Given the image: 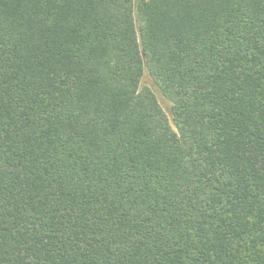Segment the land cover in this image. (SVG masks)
<instances>
[{
	"label": "trees",
	"instance_id": "16d2710c",
	"mask_svg": "<svg viewBox=\"0 0 264 264\" xmlns=\"http://www.w3.org/2000/svg\"><path fill=\"white\" fill-rule=\"evenodd\" d=\"M0 264H264V0H0Z\"/></svg>",
	"mask_w": 264,
	"mask_h": 264
},
{
	"label": "rangeland",
	"instance_id": "374dc122",
	"mask_svg": "<svg viewBox=\"0 0 264 264\" xmlns=\"http://www.w3.org/2000/svg\"><path fill=\"white\" fill-rule=\"evenodd\" d=\"M137 1H139V0H133V3H136ZM144 85L145 84H147V80H146V78L145 79H143V82H142Z\"/></svg>",
	"mask_w": 264,
	"mask_h": 264
}]
</instances>
